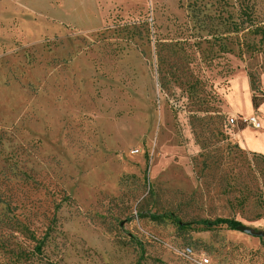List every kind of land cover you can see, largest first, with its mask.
Listing matches in <instances>:
<instances>
[{
  "label": "rangeland",
  "instance_id": "rangeland-1",
  "mask_svg": "<svg viewBox=\"0 0 264 264\" xmlns=\"http://www.w3.org/2000/svg\"><path fill=\"white\" fill-rule=\"evenodd\" d=\"M259 31L264 0H0V264H264L193 223L264 232Z\"/></svg>",
  "mask_w": 264,
  "mask_h": 264
},
{
  "label": "trees",
  "instance_id": "trees-1",
  "mask_svg": "<svg viewBox=\"0 0 264 264\" xmlns=\"http://www.w3.org/2000/svg\"><path fill=\"white\" fill-rule=\"evenodd\" d=\"M261 34V41H264V32L259 31ZM151 219L156 221L159 220V216H151ZM194 224L197 225H201L203 229L205 230H210L211 228L214 227H219V226H225L227 229L229 230H236V228L238 226H240V223L237 222L234 219H228V218H215L213 220H209V219H203V220H198L196 222H193ZM182 227H185L186 224H181ZM185 248H189L190 250H192V248L185 246ZM193 253H195L192 250Z\"/></svg>",
  "mask_w": 264,
  "mask_h": 264
},
{
  "label": "built area",
  "instance_id": "built-area-1",
  "mask_svg": "<svg viewBox=\"0 0 264 264\" xmlns=\"http://www.w3.org/2000/svg\"><path fill=\"white\" fill-rule=\"evenodd\" d=\"M234 121V119H230L229 123L233 124ZM242 121L250 125L254 129L260 128V123L256 117L251 116L246 119H243ZM179 255L186 261H190L192 264H208V259L206 258L205 254H195L189 248L182 249Z\"/></svg>",
  "mask_w": 264,
  "mask_h": 264
},
{
  "label": "water",
  "instance_id": "water-1",
  "mask_svg": "<svg viewBox=\"0 0 264 264\" xmlns=\"http://www.w3.org/2000/svg\"><path fill=\"white\" fill-rule=\"evenodd\" d=\"M236 230L256 237H264V232H253L250 228L242 225L238 226Z\"/></svg>",
  "mask_w": 264,
  "mask_h": 264
}]
</instances>
